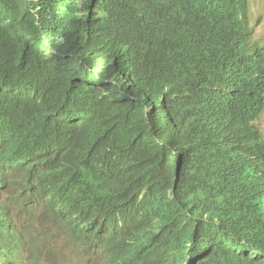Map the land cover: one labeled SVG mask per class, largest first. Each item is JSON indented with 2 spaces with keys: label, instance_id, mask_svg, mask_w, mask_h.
<instances>
[{
  "label": "trees",
  "instance_id": "1",
  "mask_svg": "<svg viewBox=\"0 0 264 264\" xmlns=\"http://www.w3.org/2000/svg\"><path fill=\"white\" fill-rule=\"evenodd\" d=\"M248 18L247 0H0V259L22 175L20 211L43 206L85 256L264 264Z\"/></svg>",
  "mask_w": 264,
  "mask_h": 264
},
{
  "label": "clouds",
  "instance_id": "2",
  "mask_svg": "<svg viewBox=\"0 0 264 264\" xmlns=\"http://www.w3.org/2000/svg\"><path fill=\"white\" fill-rule=\"evenodd\" d=\"M247 3L249 6L248 26L250 32L246 35L243 46H245L246 50L251 56L254 55H256V57L258 56L259 60L261 59L264 64V44H260L254 39L255 27H253L251 24L252 6L249 0H247ZM23 185L24 183L22 180V175L18 177H14L11 180L9 189L3 190L1 192V197L3 199L7 198L10 195L12 196L14 195L11 201L15 205L14 215L16 219V225L15 227L13 226L11 228L2 229V233H1L2 244L7 253V256L5 257V259H0V264H46L43 258H41L39 251L40 245L37 242V239L29 235L28 230H29V226L34 221L33 211H37L39 208H42L43 211H45L46 213L51 214L53 217L54 215L52 213L47 212L43 206H32L31 204L25 206L24 209L20 211L21 202L23 201V196H21L20 193L23 188ZM27 198L28 196L25 197L26 203H28ZM54 220L63 228L64 231L67 232L71 241L81 247L82 251L80 256L82 258L89 259V258H93L94 256L100 255L101 264H111V260H108L110 257L107 254L95 252L96 254L94 256H85L83 254V249H82L84 248L83 244L74 240L71 237L70 233L64 228V225L62 223L58 222L55 218ZM27 247L29 248L27 249ZM217 255L219 256L218 258L224 256L223 254H219V253H217ZM49 264H68V263L66 262V257H63L61 262L59 263L52 262ZM114 264H118V263L114 262Z\"/></svg>",
  "mask_w": 264,
  "mask_h": 264
},
{
  "label": "rangeland",
  "instance_id": "3",
  "mask_svg": "<svg viewBox=\"0 0 264 264\" xmlns=\"http://www.w3.org/2000/svg\"><path fill=\"white\" fill-rule=\"evenodd\" d=\"M249 1L252 6L251 24L255 27L254 39L258 43L264 44V0ZM258 125L264 132V114ZM33 215L34 221L29 226L28 233L37 239L41 258L46 264L59 263L63 257H66L68 264H101L100 255L89 259L82 258L80 256L81 247L71 241L67 232L55 222L51 214L39 208L37 211H33Z\"/></svg>",
  "mask_w": 264,
  "mask_h": 264
}]
</instances>
